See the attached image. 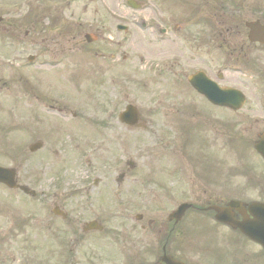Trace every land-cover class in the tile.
<instances>
[{
	"label": "rangeland",
	"instance_id": "374dc122",
	"mask_svg": "<svg viewBox=\"0 0 264 264\" xmlns=\"http://www.w3.org/2000/svg\"><path fill=\"white\" fill-rule=\"evenodd\" d=\"M4 1V2H3ZM126 0H0V16H5V19L13 20L14 22H18L20 17L24 18L27 13L30 11V18L29 20L33 19L34 15H37L36 11H33L36 9V6L38 4H41L42 13L41 15H38V20L36 22V28H40L43 36V52H47V55L42 56V60L45 62V64L42 66L43 73L47 72V67L53 68L52 66H49L47 63H52V59L56 58L55 56L51 57L50 52L52 50H57L58 48H52V44L60 38H64L67 36L74 35L76 37H79L81 32H92L97 33L102 38H105L106 41L111 42L112 47H114L115 39L118 35H121L122 43H121V52H124L125 55V64L133 65V68L130 72L124 71V78H123V101L124 98L131 99L134 102H139V104L142 107L148 106V100L149 99V91L147 88V85L142 87L141 81H145L143 79V76L146 73L144 65L147 62L146 56L144 53H146V43L147 40V29L141 30L139 28H136L134 26L129 27V31L127 33H121L117 31L115 25L119 23L118 20L113 18V13L111 11L115 10L116 8L122 9L126 13H133L130 12L126 6H125ZM144 3V5H152L151 0H140ZM250 3H264V0H250ZM38 8V7H37ZM39 9V8H38ZM51 11V16H47L46 13ZM39 13V12H38ZM86 19L87 21L84 22L87 25H90V27H77L73 33L64 35V27L63 22L64 20L68 24V22H78ZM55 18L56 21H52L51 19ZM123 23V22H121ZM22 29H19V32H15L16 39H10L9 42L6 43L7 46H9L14 41V48L11 50L8 47V51L4 53H0V61H4L8 59L9 57H12L14 55L17 56L19 61H23L25 54L29 53V47L28 43L33 42L34 37V31L30 32L29 38L25 39L24 37V31L26 28H30V22H22ZM4 25H0V29H3ZM32 29V27L30 28ZM83 34V33H82ZM81 34V36H82ZM108 37H112V40H107ZM64 46L67 48L69 47L66 41L64 40ZM94 45H92L93 47ZM26 49V51H25ZM28 49V50H27ZM72 50V55L77 56L78 51ZM23 52V53H22ZM69 53V54H71ZM86 56V55H85ZM138 56H141L143 59V62L139 59ZM69 59H72L73 57H70L68 55ZM64 61H67L63 59ZM61 64L56 65L54 68L61 69ZM73 70L75 69V58L72 60L71 66H69ZM3 71V67H0V73ZM4 77H15L13 76V70L11 68H7L5 72H3ZM126 77H129V82L125 81ZM133 80H135V84L131 83ZM16 86V85H15ZM6 89L3 90L2 93H0V99H6ZM2 121L5 123H8L9 120H5L2 118ZM18 121V120H16ZM61 131H66L67 125L61 124ZM119 131V129H117ZM19 132V129L17 127H13V130L9 133H7V130L3 132L4 136H1L0 133V164L4 165L8 162V151L9 149L6 148L3 145V141L8 137V139H12L15 143H19L18 135H16ZM125 138L126 137V134ZM15 137V139H13ZM100 144H102L101 141H96L94 143V149L91 150L90 146H87L83 153H85L86 157L90 160L91 168L97 167L98 169H101V165L104 164V159H106V156H103L101 154H98V151L96 149L100 148ZM121 147V154L123 157L128 158L132 157L134 151L131 148V145L128 146H120ZM24 152V150H23ZM19 157L16 156L15 159ZM24 159L25 161L22 162L24 164H30L31 166L35 165L38 162V155L28 156L26 152H24ZM48 162H55L56 159ZM108 162V161H107ZM22 169L25 168L22 166ZM263 167L259 169L260 173L263 172ZM33 173V171L30 172V174ZM103 173H110L111 172H93L92 175L96 174H103ZM72 178L71 179H77L81 176L79 170L76 172L71 173ZM111 177H109L110 179ZM250 192H254L256 190H249ZM127 203L125 197H122V201H117V203L121 206L122 211H119L117 215L120 214V212H123L122 217H126L128 220V224L130 223L129 220V214L132 215L133 211H138V208L136 206V203ZM107 203L110 206V209L112 212H114V209L112 206L115 203V199L111 195H107ZM120 218L113 219V220H105L106 222L109 221V225L111 227H116L117 222L120 221ZM114 232L120 231V230H111ZM24 237H26L24 239ZM65 239L67 237L73 238L74 236H63ZM24 240V241H23ZM40 239H37V237L34 236L33 231L26 230L24 232L23 236H16L10 244H5L2 247V250L4 253H8L9 259L5 262V264H23L26 262V256L28 253L34 254L37 252V245L36 243ZM48 240V239H47ZM214 244H218L220 246H227L228 244L225 243L220 237L213 238L212 241ZM58 248L60 249V245L58 241L56 240L55 243ZM84 242L82 241L80 245L73 246L69 242L70 248H72L71 252L69 253L71 257V264H97L95 263V260L93 258L89 259L88 256H85V249L87 244L83 246ZM47 246H51V243H48ZM92 247V246H90ZM221 248V247H220ZM49 251H46L44 248L43 251V257H46L47 253ZM113 252H116V250H113ZM50 258V257H49ZM19 261V262H18ZM52 261V260H51ZM88 261V262H87ZM190 262H193V259L189 260ZM208 263V262H207ZM228 258L226 257L224 261H222L220 264H227ZM110 264H117V263H110Z\"/></svg>",
	"mask_w": 264,
	"mask_h": 264
},
{
	"label": "flooded vegetation",
	"instance_id": "af4514ba",
	"mask_svg": "<svg viewBox=\"0 0 264 264\" xmlns=\"http://www.w3.org/2000/svg\"><path fill=\"white\" fill-rule=\"evenodd\" d=\"M220 24L215 27L212 37L207 40H203L202 36L199 37V41H196L195 51L185 48L179 54L181 81L185 84L190 74L201 72L216 87L239 89L249 98L247 99L249 102L240 110L231 111L211 105L208 99L197 93L194 99L179 100L177 112L183 119L193 122L197 139L202 148L212 150L213 144L209 139L213 140L219 137L230 143L232 152L239 153L245 150L240 146L243 140L249 139L248 137L257 139L264 129V45L260 42L251 44L243 37L236 36L243 31L246 32L245 29H242L240 21H221ZM254 52L261 78L250 83L243 81L242 85L236 84L234 82L236 80L235 73L227 72L230 67L229 62L249 59ZM192 64L193 68H191ZM195 115L201 118L199 124ZM219 124L222 129L228 130L226 134H218ZM211 175L213 176V173ZM167 193L169 194L170 191ZM180 194L182 197L185 196L184 193ZM74 209H76L75 206ZM184 218L185 215L178 224L184 221ZM145 223L141 225V228L146 226L151 228L154 220L147 218Z\"/></svg>",
	"mask_w": 264,
	"mask_h": 264
},
{
	"label": "water",
	"instance_id": "95a60500",
	"mask_svg": "<svg viewBox=\"0 0 264 264\" xmlns=\"http://www.w3.org/2000/svg\"><path fill=\"white\" fill-rule=\"evenodd\" d=\"M264 155V145H263ZM263 213L256 219L251 221H243L236 224L240 229L251 237L257 239L264 244V208L260 209Z\"/></svg>",
	"mask_w": 264,
	"mask_h": 264
}]
</instances>
